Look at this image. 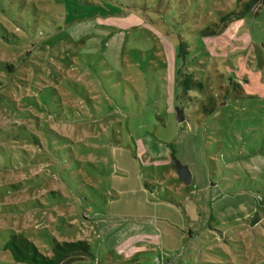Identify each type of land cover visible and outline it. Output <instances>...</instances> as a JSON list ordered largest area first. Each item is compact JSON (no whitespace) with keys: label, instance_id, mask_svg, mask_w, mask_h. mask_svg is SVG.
I'll use <instances>...</instances> for the list:
<instances>
[{"label":"rangeland","instance_id":"1","mask_svg":"<svg viewBox=\"0 0 264 264\" xmlns=\"http://www.w3.org/2000/svg\"><path fill=\"white\" fill-rule=\"evenodd\" d=\"M137 229L177 232L144 245L167 264H264V0H0V264H32L15 235L158 261L115 249Z\"/></svg>","mask_w":264,"mask_h":264},{"label":"crops","instance_id":"2","mask_svg":"<svg viewBox=\"0 0 264 264\" xmlns=\"http://www.w3.org/2000/svg\"><path fill=\"white\" fill-rule=\"evenodd\" d=\"M163 199H164L165 203H164V205L161 204L160 206H166V207L170 208V210L174 211V208H173L174 203L170 202V200L167 199V198H163ZM150 204H152V203H150ZM141 218H144V217H141ZM156 232L157 231H155V230L151 231V232L150 231L149 232H144L143 230L141 231V230L137 229L136 232H134L132 234L123 235L121 237L120 241L116 244L115 249L117 250V252L120 255L124 254L126 257L132 256L134 254V252H136V253H139V252L140 253H144L146 251H152L154 253L160 254L159 255L160 258L158 259V261H156V259L155 260H151L150 262H148V264H167L166 263V259L161 258V257L162 256L166 257L167 253H169L170 252L169 250H171V249L163 248V251L165 250V252H162V251L160 252V250L156 251L153 247H151L150 249H147L144 245L148 244V242L149 243L151 242V244H154V247L157 246L159 248L161 244L165 243L164 242L165 239L169 243L168 239L175 240L178 234H177V232L175 230L174 231L170 230V232H168V233L166 232V234L163 235V237H161ZM150 236H153V238L150 237ZM88 243H89V241H88ZM124 245L130 246L133 249V251L131 250L132 252L130 251V253H128L126 251V249H123ZM85 256L86 255L84 254L80 259L74 260L71 263H77L79 261L83 262L85 260Z\"/></svg>","mask_w":264,"mask_h":264},{"label":"trees","instance_id":"3","mask_svg":"<svg viewBox=\"0 0 264 264\" xmlns=\"http://www.w3.org/2000/svg\"><path fill=\"white\" fill-rule=\"evenodd\" d=\"M193 84L195 83L193 82ZM199 84L202 85V83ZM186 85L187 84L185 82V86ZM187 88L185 89L187 90ZM56 245L60 247L63 252V254L58 258H51L41 255V253H39V250L33 243L29 242L27 239H20L16 235L6 242L5 248H11V251L13 252L12 255L17 261L24 260L29 261L32 264H60L63 257H65L66 255H71L72 253L78 252L88 254L90 253L91 248L88 244V241L83 240L75 242L64 241V245H59L57 243Z\"/></svg>","mask_w":264,"mask_h":264},{"label":"water","instance_id":"4","mask_svg":"<svg viewBox=\"0 0 264 264\" xmlns=\"http://www.w3.org/2000/svg\"><path fill=\"white\" fill-rule=\"evenodd\" d=\"M185 111L184 107L176 108V120L181 123L185 120ZM172 166L177 171L178 178L185 183L186 186H189L192 183V172L190 168L182 163L178 158L173 154L171 158ZM169 264H174L173 261H169Z\"/></svg>","mask_w":264,"mask_h":264}]
</instances>
